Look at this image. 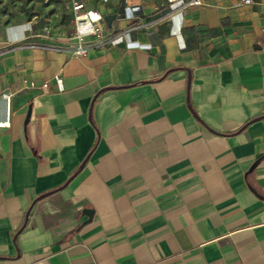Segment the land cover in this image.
Returning a JSON list of instances; mask_svg holds the SVG:
<instances>
[{
  "label": "crops",
  "instance_id": "0c3cea01",
  "mask_svg": "<svg viewBox=\"0 0 264 264\" xmlns=\"http://www.w3.org/2000/svg\"><path fill=\"white\" fill-rule=\"evenodd\" d=\"M83 1L0 15V264H264V0Z\"/></svg>",
  "mask_w": 264,
  "mask_h": 264
},
{
  "label": "built area",
  "instance_id": "2783aa9c",
  "mask_svg": "<svg viewBox=\"0 0 264 264\" xmlns=\"http://www.w3.org/2000/svg\"><path fill=\"white\" fill-rule=\"evenodd\" d=\"M69 1L73 28L67 42L69 50L73 55L84 56L89 48L103 46L113 39V31H104L97 25L101 19L99 10L88 7L83 0ZM177 1H179L178 9L201 4V0H168V2ZM241 2L243 4H252L254 0H241ZM54 82L56 91H62L64 89L60 76H55ZM41 87L44 92L52 91L48 81H44ZM0 97L6 104H9V92H3ZM8 125V116L6 119L0 120V128L7 127Z\"/></svg>",
  "mask_w": 264,
  "mask_h": 264
},
{
  "label": "rangeland",
  "instance_id": "374dc122",
  "mask_svg": "<svg viewBox=\"0 0 264 264\" xmlns=\"http://www.w3.org/2000/svg\"><path fill=\"white\" fill-rule=\"evenodd\" d=\"M68 0H0V15L6 19H35L54 22L66 14Z\"/></svg>",
  "mask_w": 264,
  "mask_h": 264
},
{
  "label": "water",
  "instance_id": "95a60500",
  "mask_svg": "<svg viewBox=\"0 0 264 264\" xmlns=\"http://www.w3.org/2000/svg\"><path fill=\"white\" fill-rule=\"evenodd\" d=\"M84 211H85V213L87 214L88 218L90 219L91 216H92V213H93L92 210H90V209H85Z\"/></svg>",
  "mask_w": 264,
  "mask_h": 264
}]
</instances>
